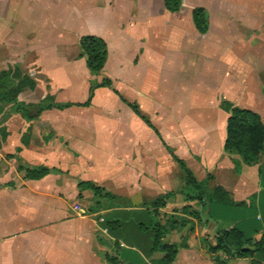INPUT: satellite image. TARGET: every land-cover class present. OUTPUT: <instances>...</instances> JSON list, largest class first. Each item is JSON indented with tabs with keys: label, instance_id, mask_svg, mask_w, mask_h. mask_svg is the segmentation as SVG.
Instances as JSON below:
<instances>
[{
	"label": "crops",
	"instance_id": "1",
	"mask_svg": "<svg viewBox=\"0 0 264 264\" xmlns=\"http://www.w3.org/2000/svg\"><path fill=\"white\" fill-rule=\"evenodd\" d=\"M74 1L0 3V72L16 66L35 83L18 101L32 106L50 96L56 104H83L90 82L108 79L196 182L212 177L208 187L222 188L233 205L249 209L216 206L209 218L204 202L197 208L187 203L201 222L193 232L182 229L160 240L168 245L185 240L187 248L179 249L171 264H264V254L238 258L209 251L217 231L262 227L264 232V158L234 173L237 158L223 151L228 115L220 109L228 102L257 113L264 125V0H180L175 13L165 10L163 0H85V16L95 9L105 14H97L99 26L89 31L77 30ZM10 4L20 6V19L7 20ZM195 8L207 14L204 34L193 26ZM85 36L106 45V62L96 76L78 59ZM16 121L20 129L11 128ZM4 128L0 264H106L105 255L116 264H163V254L151 251L150 232L139 224L150 226L155 220L150 203L166 195L171 197L158 209L160 217H187L172 212L183 176L154 132L111 89L95 90L89 107L44 111L31 122L13 113ZM17 148V159H5ZM38 166L57 173L29 181L18 172ZM80 182L125 204L97 199L99 209L90 191L77 188ZM81 197L92 199L85 211ZM89 209L97 212L88 214ZM238 214L255 217L254 225Z\"/></svg>",
	"mask_w": 264,
	"mask_h": 264
},
{
	"label": "trees",
	"instance_id": "2",
	"mask_svg": "<svg viewBox=\"0 0 264 264\" xmlns=\"http://www.w3.org/2000/svg\"><path fill=\"white\" fill-rule=\"evenodd\" d=\"M163 4L165 10L170 13H175L180 8V0H163ZM191 16L196 32L198 34L206 33L208 23L205 10L195 8L192 10ZM78 49V59L84 60L85 68L89 75H98L104 68L106 62L107 50L105 43L99 38L85 36L79 40ZM101 88L111 89L112 93L116 95L118 99L124 103L149 129H151L160 140L157 130L146 118L139 114L137 106L126 101L122 96L114 91L112 89V83L108 79H102L98 83L94 81L90 82L88 97L83 104H56L52 97L46 96L38 104L27 106L18 101V95L26 90H34L35 83L29 77L22 74L19 68L15 66L0 72V112L3 111V108L11 106L13 107L12 112L14 114L18 115L25 122H31L36 120L44 111L53 109L62 111L72 106L89 107L94 91ZM262 95L264 97V90ZM220 109L228 115L225 127L223 151L230 156L237 157V160L234 162V173L239 174L241 166L252 167L260 165L262 159L264 158V125L261 117L255 112L239 109L225 101L220 103ZM7 137L8 133L6 132V129L4 127H0V149L5 143ZM21 143H25L23 138ZM163 146L183 176L182 191L185 190L183 194L186 205L180 209V212H176V214H189L192 218L199 222L200 218L197 209L187 205V203H194V207L197 208L198 205L203 202L208 206L209 218L213 217L211 209L216 206L220 208H236L239 211L243 210L245 213L249 210L245 207H240L241 205H233L229 194L222 188L218 186L208 187V183L212 181V177L207 176L204 181L196 182L184 162L177 158L171 149L166 147L164 144ZM19 153L20 149L17 148L13 155H7L5 159H17ZM21 171L24 172V179L29 181H38L47 175L57 173L54 169H47L41 166L30 169L18 167V172ZM259 175L261 177V170L259 171ZM77 188L80 191H90L95 199L94 204L99 209L100 202L97 199H105L109 203L114 200V197L111 194L105 192L103 189L95 186L91 182H80L77 184ZM166 199L167 195L150 203V207L154 209L153 215L155 216V220L151 219L149 221L150 226L138 224L145 232H150V235L147 238L151 240V251H157L163 254L161 260L163 264H171L175 259L178 250L187 248V245L185 243H180L178 245H168L166 243L160 244V240L168 232L166 224H169L170 228L173 229L176 224L183 227L185 223L189 222L178 215H171L169 217L164 216L161 218L158 213V209L165 206ZM87 212L88 214H93L97 211L89 209ZM146 214L148 215V212H146ZM236 217L238 219L245 218L239 214ZM162 219L165 220L164 224H161ZM245 220L251 225H254L255 217H247L244 221ZM191 231L192 229H189V232ZM259 233H262V235L259 241L256 242L253 240V237ZM209 251L212 253L223 251L227 255L236 256L238 258L264 254V232H262V227H251L247 233L236 227H233L228 232L217 231L215 246L210 248ZM102 258L106 264H116L114 258L107 255ZM216 263L222 264L220 262Z\"/></svg>",
	"mask_w": 264,
	"mask_h": 264
},
{
	"label": "rangeland",
	"instance_id": "3",
	"mask_svg": "<svg viewBox=\"0 0 264 264\" xmlns=\"http://www.w3.org/2000/svg\"><path fill=\"white\" fill-rule=\"evenodd\" d=\"M2 1H3V5H4L6 0H2ZM2 1L0 0V3H2ZM84 1L85 0H76V1H74L75 2V6H76V12H73L72 15H74L76 17V23L79 24L78 29H77L78 31L80 29L82 31H89V30H93V29L98 28L99 24H97V21H96V19L98 17L97 14H100V16L105 17V14L103 13V11L96 10V9L93 11L94 13H92L93 16H91L92 14L88 15V13L85 16L86 4H84L85 3ZM10 5H12V8L8 7L7 20L20 19L19 15L16 13V8H18V10H20V6L16 7L15 4H10ZM5 11H7V8L5 9ZM260 77H261V79H262V81L264 83V73H262ZM117 86L119 88L118 90H120V84L117 85ZM7 107H9V109L7 111L5 110V113H4V108H3V111L0 112V127H4L5 123L8 122V120L13 115V112H12L13 111V107H11V106H7ZM262 115L264 116V111L262 112ZM11 128L20 129L21 128V123L19 121L13 122L11 124ZM80 155H81V157H83L84 154L83 153H77L76 157H79ZM235 158H237V157H235ZM184 191L185 190L181 191L180 195H178V194L175 195L176 203H175V208H173V210H172L173 213L180 212L182 204L183 203L185 204L184 194H183ZM170 197L171 196H169L167 198H170ZM88 203L92 205V199L89 198V197H87V198L86 197H81L78 200V204L81 206V208L84 211L87 209V207H89ZM107 203H108V205L114 204V205H117V206H119V205L121 206V205L125 204L124 201H120V200L119 201H112L110 203L107 202ZM186 216L187 217H185V218L183 217V219H185L189 223H185L183 227H180L179 224H176V226L173 227V229H171L169 224H166V227L168 229L167 233L177 232V231H180L182 229L186 230V231H189V229H192L191 232H193L195 226L199 225L200 224L199 222H201V221L198 222L196 219L192 218V216H190L189 214H186ZM175 218H177V217H175ZM163 222L165 223V220ZM183 241H185V240H182L181 243H183Z\"/></svg>",
	"mask_w": 264,
	"mask_h": 264
}]
</instances>
